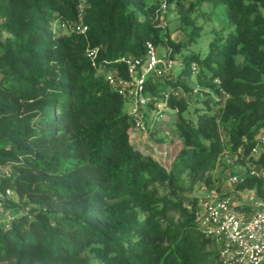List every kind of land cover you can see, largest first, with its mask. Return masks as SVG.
I'll return each instance as SVG.
<instances>
[{"label":"trees","instance_id":"trees-1","mask_svg":"<svg viewBox=\"0 0 264 264\" xmlns=\"http://www.w3.org/2000/svg\"><path fill=\"white\" fill-rule=\"evenodd\" d=\"M167 1L185 44L161 25L158 1L0 0V166L12 172L0 191L10 186L17 199H5L14 217L0 224V264H223L189 194L213 182L225 151L264 167V150L253 153L264 128V0ZM165 37L166 56L182 63L155 75L171 83L177 112L169 129L181 147L169 168L130 142L126 100L108 79L129 78L121 57ZM153 76L155 94L164 89ZM179 85L196 90L191 108ZM235 189L264 195L257 176Z\"/></svg>","mask_w":264,"mask_h":264},{"label":"built area","instance_id":"built-area-1","mask_svg":"<svg viewBox=\"0 0 264 264\" xmlns=\"http://www.w3.org/2000/svg\"><path fill=\"white\" fill-rule=\"evenodd\" d=\"M166 0L162 3V11L166 8ZM75 29L85 32L88 26L84 23L75 25ZM166 50H169L168 44ZM128 69L129 78L109 74L108 79L112 88L119 91L126 101H132L131 111L135 130L146 133L150 127L144 122V109L152 102L159 108L160 117L168 104V91H163V100L148 97L146 93L149 75H162L164 70L173 67V60L166 56L160 58L156 45L148 41L142 56L132 54L121 57ZM154 73V74H152ZM176 93V92H175ZM153 99V101H152ZM264 145V136L257 137L253 153L259 154ZM248 176L261 178L264 187V167L249 166L230 176L234 186L245 181ZM12 179L9 166H0V186L4 180ZM15 198L16 192L6 186L0 191V224L8 225L13 219V213H8L5 199ZM6 220L1 221V217ZM197 222L200 230L209 238L216 248L219 260L223 264H264V195L260 196L253 190H238L237 195H228L213 191L198 199Z\"/></svg>","mask_w":264,"mask_h":264},{"label":"rangeland","instance_id":"rangeland-1","mask_svg":"<svg viewBox=\"0 0 264 264\" xmlns=\"http://www.w3.org/2000/svg\"><path fill=\"white\" fill-rule=\"evenodd\" d=\"M148 1H158L162 5V3L165 0H148ZM166 8L165 10L161 11L160 13V19H161V25L164 27L165 31L168 33V36L171 40L174 41H180L182 44H185L187 42V34L184 32V30L178 26V20L176 18L175 10H174V4L169 3L166 0ZM212 9L211 6L208 7V11ZM196 23L199 25V27L202 29V32L208 31L212 28L213 24L212 21H209L205 14H200L196 18ZM69 29L68 25L63 26H56V31H63L67 32ZM165 43L156 45V52L158 57L165 58L167 54L166 45L168 44L169 48L170 45L168 43L167 37L164 38ZM174 66V74H177V72L180 70L182 63L177 62ZM154 74V73H152ZM152 80L155 81L158 84V87L164 89L162 91H159L157 93L146 92L145 94L148 97H156L158 101L163 100L162 92L163 91H169L171 89V83L166 82L163 77H157L153 76ZM180 81L187 85L188 87H195V78L189 77L188 75H182L180 77ZM176 95L177 97H182L189 101L190 108L194 105L193 102L195 101L197 97L196 90L192 91L190 94V91H187L184 89L182 85H179L176 88ZM132 101H126L124 104V110L126 112H130L132 108ZM197 105L201 106V103H198ZM177 116V112L175 109L170 108L167 104L164 109V116L160 117L159 115V108H157L152 103L148 104L144 109V116L143 120L148 125V127L151 128V130L158 129V131L154 132L153 134L150 133L148 130L146 133H141L133 126L130 127V142L138 144L142 152H150L154 157H156L164 166L168 167L170 166V163L173 159V157L176 155V153L179 151L181 147V142H179V138L177 137L176 133L169 128L171 127L173 120ZM221 136L225 143H229V137L228 133L225 128L221 129ZM264 136V128L260 129V131L257 134V137ZM264 150V145L260 148V151ZM258 155V154H255ZM237 154L232 153L230 151H225L220 158V161L216 165V167L213 169L212 176H213V182L210 185H206L204 182H198L196 186L194 187L193 191L189 194L190 197H201L202 195L210 194L213 191H218V193H226L228 195H237V189H235V186L230 183V176L235 171H241L244 169L243 163H241L239 160H237ZM16 197H15V199ZM6 209L8 213H11L13 210V207L10 206V202H7ZM6 220V216L1 217V221Z\"/></svg>","mask_w":264,"mask_h":264}]
</instances>
